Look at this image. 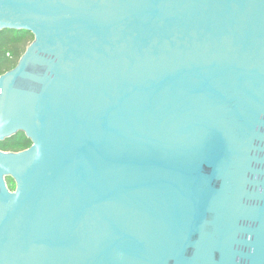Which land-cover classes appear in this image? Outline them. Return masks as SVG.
<instances>
[{"label": "water", "instance_id": "obj_1", "mask_svg": "<svg viewBox=\"0 0 264 264\" xmlns=\"http://www.w3.org/2000/svg\"><path fill=\"white\" fill-rule=\"evenodd\" d=\"M4 29L34 40L0 264H264V0H0Z\"/></svg>", "mask_w": 264, "mask_h": 264}, {"label": "trees", "instance_id": "obj_2", "mask_svg": "<svg viewBox=\"0 0 264 264\" xmlns=\"http://www.w3.org/2000/svg\"><path fill=\"white\" fill-rule=\"evenodd\" d=\"M34 40L32 33L4 29L0 30V76L17 66L27 47ZM32 145L31 140L24 132H18L10 138L0 142V149L4 151H22ZM11 190L16 189V182L12 177H7Z\"/></svg>", "mask_w": 264, "mask_h": 264}]
</instances>
